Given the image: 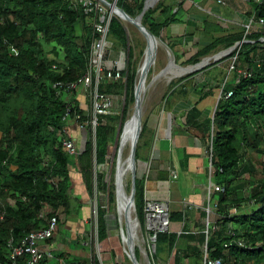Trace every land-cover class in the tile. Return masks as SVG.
Masks as SVG:
<instances>
[{
	"label": "trees",
	"instance_id": "16d2710c",
	"mask_svg": "<svg viewBox=\"0 0 264 264\" xmlns=\"http://www.w3.org/2000/svg\"><path fill=\"white\" fill-rule=\"evenodd\" d=\"M105 1L112 4L115 0ZM145 2L118 0L117 6L137 18L142 15ZM252 3L257 21H264V0ZM182 7L179 5L177 12L161 21L159 16H168L169 7L160 3L145 13L143 25L162 40L164 31L180 22ZM101 15L106 23L110 11L105 8ZM94 20L95 13L89 12L83 0H0V200L6 203L4 210L0 208V217L4 214L0 220V264H12L8 248L11 238L18 243L47 228L52 218L61 214L68 217L79 211L81 205L77 206L72 197L73 170L78 169L88 195L93 196L94 168L109 163L119 126L122 130L135 103L138 67L129 50L125 79L100 86L101 93L125 97L123 115L101 118L95 140L88 129L89 137L78 156H71L64 148V141L71 140L65 134L68 107L69 121L80 115L83 125L90 117L76 94L65 100V94L59 96L54 86L75 82L85 75L93 44L99 38ZM109 39L116 52L129 48L126 29L116 16L111 17ZM179 43L169 40L167 46L177 61L184 59L190 66H198L201 58L219 47L227 50L240 45L211 65L237 57L236 71L232 72L235 79L223 89L214 120L200 123V112L195 107L189 112L187 125L212 157L216 185L225 188L224 193H218L219 230L209 237V256L222 259L223 264H264V161L257 167L253 160L255 156L264 158V26L246 37L243 32L214 38L188 59L176 55ZM245 70L250 76L238 74ZM228 93L232 96L226 99ZM148 134L145 123L137 160L150 142ZM144 180L135 184L136 211L142 225L146 207ZM97 184L99 190L107 187L100 175ZM248 187L250 192L246 196ZM247 203L251 204L249 208L243 206ZM180 218L170 216L171 221ZM232 225L234 228L230 229ZM98 227L102 243L107 239V226L106 211L100 208ZM164 239L166 235H157V243ZM174 241L171 237V245ZM240 242L245 248L238 245ZM229 244L232 246L226 248ZM28 260L24 256L19 264H27Z\"/></svg>",
	"mask_w": 264,
	"mask_h": 264
},
{
	"label": "crops",
	"instance_id": "0c3cea01",
	"mask_svg": "<svg viewBox=\"0 0 264 264\" xmlns=\"http://www.w3.org/2000/svg\"><path fill=\"white\" fill-rule=\"evenodd\" d=\"M165 1L169 11L168 16L157 15L161 21L169 18V14L177 12L179 5L183 7L180 11V22L169 26L162 34V40L164 39L166 43L169 40H179L180 45L176 47L175 53L186 59L192 57L214 38L243 33L249 25H251V32H257L262 27L254 16L252 0ZM217 50L201 58L198 66H193L196 72L200 71L198 74L187 76L184 81L178 82L175 86H172L173 83L170 85V93L165 98L163 112L152 114L150 119L153 122L152 125L150 120L146 122L150 142L146 144L141 158L137 160L136 151L143 130L140 129L141 133L138 134L139 139L137 138L138 142L134 147L135 162L147 164L152 152L151 168L145 176L133 177L129 185H126V179L122 178L119 181L116 178L115 183H112L116 186L113 189L105 181L107 186L105 190H99L96 177L94 178V197H90L78 169L72 171V197L74 203L77 206L81 205V208L71 216L67 217L63 214L59 216L58 230L53 239L40 246L41 250L47 254L42 264L86 263L92 255L97 257L98 264H203L204 248L208 244L209 237L211 233L219 230L217 225L219 194L212 191L216 182L213 178L214 171L210 166L207 148L202 140L189 129L187 117L189 112L197 107L200 112L198 117L200 123L213 121L223 89L235 79L230 70L231 65L222 63L211 66L214 62L209 65L208 62L215 59ZM198 76L200 77L197 79ZM144 86L145 80L141 90ZM76 92L66 96L76 94L81 108L88 113L90 102L87 90L80 88ZM110 96L114 98V107L107 116H122L123 111L121 115H117L118 113L114 110L115 102L119 97ZM120 99L125 107V97ZM135 103L137 104V100ZM141 107L143 110V105ZM156 123L158 127L154 132ZM120 128L121 125L115 143L122 135ZM89 133L90 130L81 128L75 120H72L68 122L65 134L71 138L70 141L81 153ZM183 176L186 185L189 184L186 191L178 183ZM143 179H145V201L166 203L169 208L168 229L162 233L166 235V239L159 243L156 241L154 246L150 242L152 234L148 230V223L145 220L142 225L137 211L134 210L136 201L133 189L136 181ZM120 185L125 197L124 209L120 197ZM106 190L109 191L108 204L104 205L98 197ZM129 190L130 196L127 194ZM93 198H96L95 202ZM114 205L116 209L112 208ZM250 205L243 204L246 208ZM99 208L106 211L107 239L99 243V237L94 238V242L99 244L101 250L98 255L93 243L91 244V237L93 232L95 233L92 222L96 216L98 221ZM235 212L232 211V214ZM171 215H180L181 218L171 221ZM131 225L135 229H132ZM144 226L146 231L143 229ZM232 228H234L233 225L230 226V229ZM171 237L175 238L172 245Z\"/></svg>",
	"mask_w": 264,
	"mask_h": 264
},
{
	"label": "built area",
	"instance_id": "2783aa9c",
	"mask_svg": "<svg viewBox=\"0 0 264 264\" xmlns=\"http://www.w3.org/2000/svg\"><path fill=\"white\" fill-rule=\"evenodd\" d=\"M257 2H262L263 0H256ZM85 7L89 12L95 13L94 20V30L99 35V38L94 42L92 48V55L87 65V70L85 75L75 82L58 83L54 87L58 91V95H69L73 92L79 90L80 88H85L88 92V100L90 102V109L88 115L90 119L86 121L83 125L81 124V116L76 115L75 122L80 125L81 128L91 129V134L95 140L97 127L101 118L107 116L111 113L114 107V98L110 95L101 93L100 86L104 83L117 82L125 79V74H127V64L123 62L121 58L111 59V53L114 51L113 42L109 39V29L111 16L106 23L103 22V17L101 13L105 11V6L98 0H83ZM261 26H264V21H258ZM251 33V25L246 27L245 37ZM236 60L237 57L231 62L230 70L231 72L236 71ZM57 70V67H53ZM239 75L244 77L250 76L248 70L238 71ZM232 93H228L226 99L230 98ZM71 114V107H68L65 120L69 122ZM66 133V131H65ZM64 148L67 149L71 156H78L80 151L76 145L70 141L66 140L63 143ZM210 166L212 167V157L209 156ZM212 191L215 193H224L225 188L222 186L214 185ZM6 203L0 200V208L5 209ZM160 208H164V216L160 218ZM4 219V214L0 217V220ZM145 220L148 223V230L152 234L150 237V242L155 245L157 241V235L165 233L167 231L169 222V208L166 203H152L146 202L145 207ZM60 219L57 217L52 218L49 221L48 227L35 231L26 237H24L20 242H15L11 238L8 242V248L10 251V260L12 264H19V259L28 256L29 260L27 264H42L46 258L45 252L40 248L41 244L51 240L56 231L58 230ZM92 226L95 230L91 237V244L94 245V238H98V221L97 216L94 218ZM240 247L245 248V245L240 242L238 244ZM232 244L226 245L229 248ZM80 264H97V257L92 255L90 260L86 263ZM203 264H223L222 259H212L209 256L208 244L204 248V261Z\"/></svg>",
	"mask_w": 264,
	"mask_h": 264
},
{
	"label": "rangeland",
	"instance_id": "374dc122",
	"mask_svg": "<svg viewBox=\"0 0 264 264\" xmlns=\"http://www.w3.org/2000/svg\"><path fill=\"white\" fill-rule=\"evenodd\" d=\"M165 2H166L165 0H160L156 5H153L150 9L152 10L156 9L160 3L166 4ZM148 3H149V0H146L145 5H148ZM122 22H123L124 28L126 29L127 35H128V40H129L128 47L130 49L129 48L122 49L120 50V52L113 51L111 53L110 58L111 59L121 58L123 62H125L128 65L129 52H130L129 50H131V53L133 54L134 59H135L134 60L135 64L138 67V74H139L140 79L138 78L139 83L137 82V89H139L140 83L142 80L141 78L142 70L144 69L148 61L149 41L133 24H131L130 22L126 20H122ZM153 41L157 42V45L159 46L155 44V46H153L152 48L153 54H152V60L149 66L150 69H148L146 77H145V86L141 90V102H142L141 106L143 105V110L141 107L139 121L138 123L137 122L135 123L131 132L129 133V131H127V128L130 122H132L135 116V111H136V103H134L131 105L129 109V114L125 121V125L122 129V135L119 137L117 143H115L111 147L109 163L101 168L96 167V166L94 168L95 178L97 177V175L102 176L103 179L107 182V184L112 187V189L116 187L112 183H115V179L118 177H123L124 179H126V185H129L133 177L138 176L139 178H142L149 171V168H151L150 162L152 161L151 160L152 152L150 153V156H149L150 160L147 164L144 162L136 163L134 160L135 159L134 158V152H135L134 147L136 146V143L138 142V139H139L138 134L141 133V130L143 129L147 120L149 121L150 119H152L151 116L154 112H163L165 98L170 93V85L174 82H178L179 80L186 78L187 76H192L196 72V68H194L192 65L190 66L186 64L184 59L177 61L175 54L168 48L165 40L162 41L160 38H155L153 39ZM239 46L240 45H237V46H234L233 49L231 48L227 50L223 47H219V49L217 50V55L215 59L208 62L209 65L212 64L213 62H214L213 64H215L221 61L223 58L229 56L231 52H233V50H235ZM233 59L234 58H232L229 62L227 63L225 62V63L227 65H231V62L233 61ZM171 67L174 70V74L166 75L167 70ZM183 70L184 72L186 70L187 71L190 70L191 72L192 71L193 72L192 73L189 72V74H186V73L182 74ZM200 76H203V75H200ZM200 76H198L197 79ZM64 99L67 100L68 97L65 95ZM123 108L124 107H123L122 100L120 98L117 99L115 102V109H114L115 112L118 113L117 115H121ZM150 124L151 125L153 124L151 120H150ZM157 127H158V124L156 123V126H155L156 130L154 129L153 130L154 132L157 131ZM253 160L256 163L257 167H260L261 163L264 161V158L255 156L253 157ZM245 178L247 180L248 176H246ZM178 183L181 185L182 189L185 191L187 187L189 186V184L186 185L184 176L179 180ZM249 192H250V188L248 187L245 192L246 196L249 195ZM107 193H109L108 190H106V192H101V194H99L98 199L101 202V204H104V205L108 204ZM130 193L131 192L129 190L127 194L130 196ZM95 200L96 198H93V202H95ZM110 208H111V205H110ZM112 208L116 209V206L114 205L112 206ZM113 213H116V212H113ZM143 229L144 231H146L145 226ZM94 248H95V252L98 253L99 255V253L101 252L99 244L95 243Z\"/></svg>",
	"mask_w": 264,
	"mask_h": 264
},
{
	"label": "water",
	"instance_id": "95a60500",
	"mask_svg": "<svg viewBox=\"0 0 264 264\" xmlns=\"http://www.w3.org/2000/svg\"><path fill=\"white\" fill-rule=\"evenodd\" d=\"M98 1L100 3H102L108 10H110V16L111 17L116 16V17L120 18L121 20H126V21L130 22L146 37V39L148 41L155 39V37L150 33V31L147 29V27H145L143 25V22H142L143 16L150 9L147 5H145V8H144L142 15H140L137 18H132L129 15H127L126 13H124L121 9L118 8V6H117L118 0H115L112 4L108 3L105 0H98ZM151 60H152V46L149 42V45H148V61H147L146 65L142 71L141 86L136 91L137 104H136V111H135V116L133 118V121H136L137 123L139 121L140 112H141V95H140L141 94V88L143 86V82L145 80V77H146L147 71L149 69ZM133 194L135 195V188L133 189ZM134 210L136 212L135 202H134Z\"/></svg>",
	"mask_w": 264,
	"mask_h": 264
},
{
	"label": "bare ground",
	"instance_id": "6f19581e",
	"mask_svg": "<svg viewBox=\"0 0 264 264\" xmlns=\"http://www.w3.org/2000/svg\"><path fill=\"white\" fill-rule=\"evenodd\" d=\"M160 0H149V3H148V7L149 8H151L153 5H156L158 2H159ZM150 42V44H151V46H152V48H153V46H155V44L157 45V42H154L153 40H151V41H149ZM157 46H159V45H157ZM159 48V47H158ZM157 53V52H156ZM153 54V53H152ZM155 56V55H154ZM171 57V56H170ZM155 59V58H154ZM171 66V65H170ZM150 69V68H149ZM188 72H190V71H185L184 72V70H183V73L182 74H184V73H188ZM169 74H174V70H173V68L171 67V68H169L168 70H167V72H166V75H169ZM179 76V75H178ZM165 77V76H164ZM140 79V78H139ZM139 83V82H138ZM153 87V86H152ZM143 92V91H142ZM141 95V94H140ZM145 97V96H144ZM144 100V99H143ZM142 103V102H141ZM135 123H136V121H133V122H131L130 124H129V126H128V128H127V131H129V133L131 132V130H132V128H133V126L135 125ZM127 133V132H126ZM125 135V134H124ZM130 139V138H129ZM128 140V139H127ZM133 141V140H132ZM127 142V141H126ZM124 144H125V142H124ZM130 144V143H129ZM128 145V144H127ZM125 146V145H124ZM123 146V147H124ZM133 146V145H132ZM131 151V150H130ZM123 152V151H122ZM120 163H121V161H120ZM125 165V164H124ZM124 165H123V167H124ZM122 176V175H121ZM123 177H118V179H119V181H121V179H122ZM118 182V181H117ZM119 189H121V191H120V197H121V199H122V203H123V209H124V207H125V205H124V203H125V197L123 196V194H122V185H120L119 186ZM126 194V193H125ZM128 202V201H127ZM128 211V210H127ZM163 211H164V208H160V211H159V213H160V218H162L163 216H164V214H163ZM125 212V211H124ZM129 212V211H128ZM127 215V214H126ZM130 216V215H129ZM131 217V216H130ZM129 220H131V219H129ZM132 229H135L134 228V226L133 225H131L130 226ZM134 233V232H133ZM138 237V236H137ZM141 242V241H140ZM126 244H127V242H126ZM144 264V263H143Z\"/></svg>",
	"mask_w": 264,
	"mask_h": 264
}]
</instances>
